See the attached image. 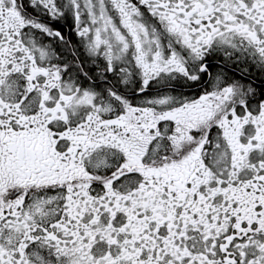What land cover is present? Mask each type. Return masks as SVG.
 <instances>
[{
	"label": "snow or ice",
	"instance_id": "1",
	"mask_svg": "<svg viewBox=\"0 0 264 264\" xmlns=\"http://www.w3.org/2000/svg\"><path fill=\"white\" fill-rule=\"evenodd\" d=\"M0 264H264V0H0Z\"/></svg>",
	"mask_w": 264,
	"mask_h": 264
}]
</instances>
